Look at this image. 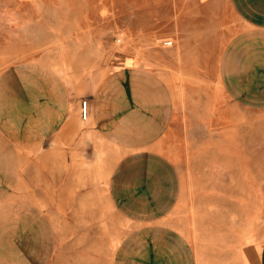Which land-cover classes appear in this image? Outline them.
I'll return each mask as SVG.
<instances>
[{
	"label": "rangeland",
	"instance_id": "1",
	"mask_svg": "<svg viewBox=\"0 0 264 264\" xmlns=\"http://www.w3.org/2000/svg\"><path fill=\"white\" fill-rule=\"evenodd\" d=\"M194 3L48 16L44 68L0 87V264H170L173 212L210 243L230 205L264 237V0Z\"/></svg>",
	"mask_w": 264,
	"mask_h": 264
},
{
	"label": "crops",
	"instance_id": "2",
	"mask_svg": "<svg viewBox=\"0 0 264 264\" xmlns=\"http://www.w3.org/2000/svg\"><path fill=\"white\" fill-rule=\"evenodd\" d=\"M127 1L0 0V87L5 83H12L15 74L36 73V70L30 71V69L44 68L46 65L48 16L57 24L63 21L64 12H70L66 14L69 19V17L75 16L74 12L77 11H90L91 13L97 11L100 18L104 20L107 12L122 7ZM215 1L217 0H170V4L172 8L180 9V7L192 6V4H195L194 2H197L199 11H201L206 10L207 5L213 4ZM82 20L85 21L87 28L95 26L90 21L89 23L87 19ZM128 59L131 61L120 68L121 71H144L146 65L143 64L141 57L135 54ZM26 69L29 71H26ZM105 84L92 83L88 90L87 95L90 100H88V103L92 109V116L93 109L97 104V97L99 98L100 91H104ZM155 101L157 100L155 99ZM153 138L158 139V134H155ZM153 144H151L152 149ZM200 149H198V152H192L191 147H189L184 154L202 155ZM152 152H158V150L154 148ZM184 165L190 166L191 163L184 162ZM220 186L225 187L224 184H220ZM235 186L238 185H233L232 181L230 193L223 191L221 196L224 197V202L231 204L239 202L238 190L235 189ZM237 211L234 210L232 205H230V208L227 207L226 210L214 211L215 217L222 220L220 226L217 227L221 232H218L214 242L210 243L206 242V234L202 235L204 241L199 239L198 242H193V238L189 237L191 228L188 223L180 221V219L186 218L184 216L185 212L178 216H175V212H173V216L170 218L178 219V221L177 223L175 221L173 224L170 223V247L178 245L182 247L183 253L175 254L176 248H171L173 255L171 257L170 254V264H264V237L262 236L260 241L258 238L256 240L254 232L246 230L245 235H248H243L240 240ZM204 230H206V226ZM251 233L253 235L250 237L249 234ZM171 241L178 243L172 244Z\"/></svg>",
	"mask_w": 264,
	"mask_h": 264
},
{
	"label": "built area",
	"instance_id": "3",
	"mask_svg": "<svg viewBox=\"0 0 264 264\" xmlns=\"http://www.w3.org/2000/svg\"><path fill=\"white\" fill-rule=\"evenodd\" d=\"M117 40L120 41V39H117ZM82 114H83L84 119H88L89 116H90L88 100H85L84 103H83Z\"/></svg>",
	"mask_w": 264,
	"mask_h": 264
}]
</instances>
